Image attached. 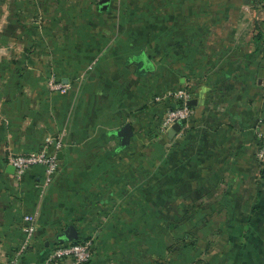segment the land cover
<instances>
[{
	"label": "crops",
	"instance_id": "0c3cea01",
	"mask_svg": "<svg viewBox=\"0 0 264 264\" xmlns=\"http://www.w3.org/2000/svg\"><path fill=\"white\" fill-rule=\"evenodd\" d=\"M255 5L165 0L166 22L172 11L193 29L165 35L160 60L140 52L150 55L145 71L131 45L117 47L119 32L90 30L72 47L52 48L49 65L40 49L33 63L0 65V264H51L53 237L71 222L78 235L79 222L96 227L92 256L81 264H264L255 156L264 132V41L238 30L245 20L235 15ZM49 73L63 90L46 83ZM175 88L196 103L178 130L161 132L171 100L153 95ZM126 123L132 132L122 143ZM47 137L61 143L51 181L44 184L39 165L17 176L9 155L54 150ZM26 213L34 231L16 256Z\"/></svg>",
	"mask_w": 264,
	"mask_h": 264
},
{
	"label": "rangeland",
	"instance_id": "374dc122",
	"mask_svg": "<svg viewBox=\"0 0 264 264\" xmlns=\"http://www.w3.org/2000/svg\"><path fill=\"white\" fill-rule=\"evenodd\" d=\"M78 1L82 0H0V65L33 63L34 59L38 60L34 55L35 49H40L41 63L49 65L53 61L48 56L52 48H65L67 43L72 47L74 37L88 30L106 34L119 32L122 39L116 41L117 47L123 48L122 44L125 43L131 45L136 53H155L160 60L163 44L167 41L163 40L165 35L169 33L170 37H177L178 33L193 29V24H178L177 14L172 11L170 23L166 22L164 16H167L165 14L168 11L165 9V0H108L111 7L106 9L99 7L97 0H93L91 4L94 2V5L90 4V7L89 4L80 7ZM253 1L258 5L251 10L243 8L235 13L245 21L249 20V24L241 21L240 31L257 32V22L264 20V0ZM66 34L71 37L69 41L65 40ZM49 74L45 76L46 83L49 84L51 80L60 81L59 76L55 79V76ZM160 94L161 91L154 94L153 100L168 98ZM166 111L167 107L164 114ZM157 156H160V152ZM156 160L160 163V157H156ZM155 171L160 172V168ZM77 224L80 229L78 238L81 241L91 240L93 245L96 227L84 229L82 222Z\"/></svg>",
	"mask_w": 264,
	"mask_h": 264
},
{
	"label": "built area",
	"instance_id": "2783aa9c",
	"mask_svg": "<svg viewBox=\"0 0 264 264\" xmlns=\"http://www.w3.org/2000/svg\"><path fill=\"white\" fill-rule=\"evenodd\" d=\"M49 86L52 89L63 90L65 84L62 81L49 82ZM189 92L186 89H174L166 91L161 97H171L173 99L181 100V104L174 107L167 108L164 116L161 119L159 128L160 131H166L176 121H184L190 114V105L186 103L189 99ZM160 95L157 96V99ZM47 144H51L54 150H50L48 145L41 147L38 150L30 151L26 153H11L8 157V161L14 167L16 175H21L24 171L32 166L39 165L43 169V182L47 184L51 181L53 175L58 169V158L56 150L60 146L59 139L46 138ZM255 156L259 161L264 160V132H260V139L255 151ZM23 238L15 252L16 256L21 255L30 244L32 234L34 231V214L26 213L23 215ZM16 256L12 259V263L16 261ZM92 256V243L91 240H85L82 242H64L57 243L49 250L46 261L51 264H81L89 260ZM10 262V263H11Z\"/></svg>",
	"mask_w": 264,
	"mask_h": 264
},
{
	"label": "water",
	"instance_id": "95a60500",
	"mask_svg": "<svg viewBox=\"0 0 264 264\" xmlns=\"http://www.w3.org/2000/svg\"><path fill=\"white\" fill-rule=\"evenodd\" d=\"M106 3L103 2L102 3V7H106ZM186 103L188 105H192V104H195L196 103V99L195 98H189ZM180 124H181V121H176L172 124V126L170 128H168L167 130L170 131V132H174L176 130L179 129L180 127ZM132 132V129H131V126L126 123L125 125H123L118 133H119V137H120V140L121 142H125L130 134ZM57 157H61L60 153H58ZM62 236L59 238V241H63V240H76L78 238V230L76 228V226L74 225V223H69L61 232Z\"/></svg>",
	"mask_w": 264,
	"mask_h": 264
},
{
	"label": "trees",
	"instance_id": "16d2710c",
	"mask_svg": "<svg viewBox=\"0 0 264 264\" xmlns=\"http://www.w3.org/2000/svg\"><path fill=\"white\" fill-rule=\"evenodd\" d=\"M263 28H264V20L257 22V24H256L257 32H256V34L254 36L255 40H262L263 34H264V29ZM147 58H150V55L146 56L145 53H139L138 54L137 61H138V65H139V71H145L146 69H148L147 67H150L149 65L148 66L146 65L148 63L147 62L148 61ZM167 100L168 101L171 100V101H169V103L167 105V108L168 107H174L175 105L181 104V100L173 99V98H170V97H168ZM260 164H261L260 174H261V176L264 179V160L261 161ZM78 237H79V235H78ZM53 238H54V240L52 241L53 245L57 244V243H64V242H72V243H74V242H82L83 241V240L81 241L79 238H77L76 240H66V241H59V239H57L55 237H53ZM87 261H89V260H87ZM87 261H85V262H87ZM85 262H83V263H85Z\"/></svg>",
	"mask_w": 264,
	"mask_h": 264
}]
</instances>
